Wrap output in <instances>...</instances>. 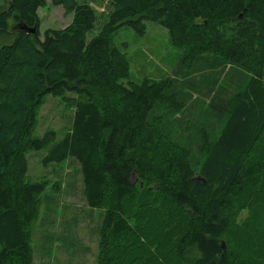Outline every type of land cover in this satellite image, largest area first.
Returning a JSON list of instances; mask_svg holds the SVG:
<instances>
[{"label": "trees", "instance_id": "16d2710c", "mask_svg": "<svg viewBox=\"0 0 264 264\" xmlns=\"http://www.w3.org/2000/svg\"><path fill=\"white\" fill-rule=\"evenodd\" d=\"M45 1L0 0V264H34L49 184L25 179L26 155L41 149L45 167H79L101 216L95 264H264V0H48L71 22L41 38ZM147 23L177 70L124 86L113 36ZM47 95L73 108L59 141L31 137Z\"/></svg>", "mask_w": 264, "mask_h": 264}, {"label": "rangeland", "instance_id": "374dc122", "mask_svg": "<svg viewBox=\"0 0 264 264\" xmlns=\"http://www.w3.org/2000/svg\"><path fill=\"white\" fill-rule=\"evenodd\" d=\"M102 10V6L94 7L97 22L87 38L98 34ZM63 11L62 6H52L46 0L44 7L36 12L41 38L47 28H64L70 24V15H65ZM145 28L144 35H137L128 27H121L113 36L114 45L126 56L130 68L127 79L121 81L124 86L128 82L140 83L142 77L158 81L177 70L181 53L171 48L167 30L154 23H147ZM8 41L7 36L1 38L0 46ZM66 97L75 96L67 94ZM72 109L65 100L47 95L44 104L37 110L36 126L31 137H41L44 132L53 129L56 140H61L64 132L71 127ZM47 153L46 149H41L26 155L28 171L25 179L31 183L41 180L49 184L40 198L39 220L31 228L34 264H95L101 216L97 210L88 208L81 198L82 179L76 174L78 165L66 161L61 166L45 167L41 161ZM132 178L137 181L134 175ZM55 183H58L56 192L50 188ZM244 217L245 213L241 212L236 218L237 223Z\"/></svg>", "mask_w": 264, "mask_h": 264}, {"label": "water", "instance_id": "95a60500", "mask_svg": "<svg viewBox=\"0 0 264 264\" xmlns=\"http://www.w3.org/2000/svg\"><path fill=\"white\" fill-rule=\"evenodd\" d=\"M16 28H19V29H21L22 31L27 32V33H29V34L35 33V32H34V28H32V29H25V28L22 27V24H18V26H16ZM197 179H199V178H197ZM197 179H194V180H197ZM223 245H224V244H223ZM223 245H221V247H222Z\"/></svg>", "mask_w": 264, "mask_h": 264}]
</instances>
